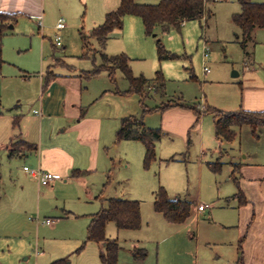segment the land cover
Returning a JSON list of instances; mask_svg holds the SVG:
<instances>
[{
	"label": "rangeland",
	"instance_id": "obj_1",
	"mask_svg": "<svg viewBox=\"0 0 264 264\" xmlns=\"http://www.w3.org/2000/svg\"><path fill=\"white\" fill-rule=\"evenodd\" d=\"M252 1L264 3V0ZM36 5L37 0L33 9ZM79 6L78 0H50L44 5V17L42 12L20 14L6 25L0 37V111L4 113L11 108L30 111L41 93V83L45 85L49 68L59 76L77 79L75 82L81 83L82 105L90 110L112 111L115 116L110 121L117 115H134L142 116L147 126L161 127L162 111L143 112L137 94L118 96L111 92L129 87L120 71H115L113 79L106 71L85 77L83 71H91L100 63L99 45L90 36V21L81 16L85 4L75 17ZM205 9L206 25L203 19L188 20L179 29L161 32L157 28L153 36L146 35L141 19L132 16L124 19L126 35L123 28L120 35L118 30L110 33L102 49L104 53L128 56L135 76L142 74L150 79L156 71L164 76L162 89L148 91L144 100L147 108L173 101L187 105L184 108L192 111L190 107L201 108L206 102L210 107L227 111L235 109L243 93L248 96V87L264 86V29L253 31L245 53L234 36V32L240 35V30L231 21V15L240 11L239 1L211 0ZM60 17L65 27L58 31L55 23ZM56 34L61 42L58 46L54 41ZM82 35L87 36V57L82 56ZM157 39L177 57L159 60ZM205 43L208 46L206 59L203 56ZM53 56L63 63L51 67ZM205 62L209 68L206 73L203 71ZM233 72H237V76H233ZM197 124L201 129L195 124L181 135L161 127L160 140L155 143L156 156L148 168L144 167L143 156L138 151L142 150V143L116 142L118 124H115L110 135H106L109 143L106 152L113 161L107 165V171L105 166H100L77 179L68 173L47 186L40 185L23 170V166L35 167L27 156L8 158L7 153L0 151V173L9 172L10 182L4 183L13 198L12 213L5 224L0 225L3 233L0 264H49L64 257L68 264H102L99 259L102 245L86 241V227L89 214L105 208L108 198L137 199L141 204L139 230L120 231L118 235L113 223L106 225L108 238L119 237L116 264H241L237 257V230L215 224L230 225L228 223L232 224L236 218L227 201L233 188L232 182L227 180L229 161L239 160L241 152L250 150L264 162V132L257 141L249 127L242 126L237 129L232 143L219 144L214 138L211 113L201 112ZM61 129L54 126L50 134L43 133L42 143L48 142L50 136L55 141L63 138ZM32 131L36 136L35 125ZM201 145L206 149L203 155ZM170 156L176 160H163ZM217 158L223 163L221 172H213L206 165ZM159 186L170 199L179 196L195 206H205V210L197 213L194 208L184 222L168 224L153 208L154 193ZM46 219H52L53 223H45ZM132 238L141 240L148 251L143 261L131 257Z\"/></svg>",
	"mask_w": 264,
	"mask_h": 264
},
{
	"label": "crops",
	"instance_id": "obj_2",
	"mask_svg": "<svg viewBox=\"0 0 264 264\" xmlns=\"http://www.w3.org/2000/svg\"><path fill=\"white\" fill-rule=\"evenodd\" d=\"M47 1L50 2V0H37L36 8L33 9L36 0H0V11L10 14H16V16L26 13H34L38 15L42 12V16L44 17L45 13L43 11V8ZM26 2H28L29 4H27ZM78 2L81 6H79V10L76 12L75 17L77 18V16H79L83 4H85V7H83L84 11L82 10L81 16L82 18L84 16L85 20L90 21L89 29L91 31L93 28L103 22L104 16L107 12L115 10L119 4V0H84L83 2L78 0ZM137 2L153 4L149 2H154V0H137ZM89 3H91L90 8L88 7ZM132 16L134 15H126L123 18L124 27L122 26V28L123 34L125 35V26L127 21L124 19H130L127 17ZM203 20L204 25H206V19L203 18ZM122 28L118 30L119 35L122 32ZM234 36L238 41L237 33L234 32ZM62 63L63 61H61L60 59L58 60L54 58L50 66L54 67ZM86 72L87 71H83V73H85V77L90 78L86 75ZM156 72H154L152 78L155 77ZM76 80L77 79H70L68 78V76H59L58 74H55L53 70H49L48 68V72L45 77V85L43 86L41 83V93L37 98L36 102H34V104L30 107V111H19V109L17 108L8 109L6 111L8 113H3L0 111V151L7 153L8 158H12L14 156H17L19 158L27 156V160L30 161L33 166H35L34 168H39L44 171L55 174L57 177L54 180L50 181L49 184L57 179H61L63 176H67L68 173H70V177L77 179L79 175L88 173L92 170H96L100 166H105L104 170L107 171V165L110 162L113 163V161L110 158L108 152H106L107 145L109 144L106 135H110V131H112V128H114L115 124H118L119 127L121 118L126 116L117 115V117H115L113 121H110L112 119V116H115L112 111L106 109L96 110L95 108L93 110H90L87 108V106H83L81 102L82 99L80 91L81 83H76ZM41 81L43 82V78ZM247 89L250 90L248 96L245 97L243 93V98L241 97L240 102L238 101V103H235L237 104L235 109H230L227 111L221 109L218 110H221L223 112L263 111L264 86L262 88L253 86L248 87ZM111 92L114 95L127 96L119 94L117 93V91L111 90ZM163 104H170V106L164 110H161L162 114L160 117V126L162 128H166L173 134L180 135L184 134L189 126L195 127V124L198 129H201V127H199L200 124H197L199 116L201 112L207 113L205 109L210 107L206 104V102L203 103L201 108H198L199 106H193V108L198 110L197 114L192 107L191 109L194 113L190 109L188 110L187 108L178 105V102L174 103L173 101H170L168 103H160L157 106ZM17 106L18 105H16V107ZM213 108L216 107L213 106ZM14 120H16L17 124H13ZM212 120L214 130L213 117ZM34 125L36 127V136H34V131H32V127H34ZM54 126H56L57 128L61 127L62 129L60 132L62 133V135L65 136H63V138L59 139L58 141L51 140L50 136L48 137V142L46 141L45 143H42L43 133L50 134V131L52 132V128ZM161 127H159L160 130ZM150 128L156 127L151 126ZM249 129L252 135L253 133L251 131V128L249 127ZM263 132L264 126H260L256 130V135L253 134L252 136L255 140L258 141L261 136L260 134H262ZM236 137L237 129L234 139H232V141H229L228 143H232ZM214 138L216 139V141H218L219 144L223 142L222 140L217 139L215 137V134ZM17 140H21L22 142H26L28 144L33 145V150L25 151L23 153L10 156L8 151L9 143L11 141L13 142ZM187 144H190L189 139L187 141ZM201 146V155H203L205 154L204 150L206 149L203 148V145ZM138 151L140 156L144 157V146L142 150L139 148ZM219 154H221L220 151ZM168 159L163 160L166 161ZM214 162L221 163L220 170L217 171L221 172L223 163L219 160V158H217ZM210 163L213 162H206L208 168ZM228 164L231 166V168L230 172L228 173L227 180L232 182L233 188L229 191L231 192V194L227 196V201L229 202L228 205H231V208L233 209L236 218L232 224L228 223L230 225H227L226 223L223 224L220 222H217L215 225L222 227H234L237 230L236 236L239 239L237 257L238 259H240L241 264H264V162L260 161L256 157L255 152H251L249 150L247 152H241L239 160L233 158L229 161ZM74 173L78 175L74 176ZM8 176H10L9 172H7V175L0 173V225L5 224V219L9 218L10 214L12 213V210L10 211V209H12L13 207V198H10L8 190H6L5 187V183L9 184L10 182ZM108 177L109 174H107V178ZM176 198L181 197L177 196ZM108 199H106V203ZM185 200L189 201L188 199ZM137 201L139 202V207H141L140 200ZM190 203L191 206L187 218L190 217L191 211L194 208L196 209L197 213L203 212L205 210V206H203L204 208L202 211H199L197 207L200 204L195 206L192 204V202ZM101 209H103V207L99 210ZM94 213L89 214V222ZM158 214L161 215V213ZM63 215L66 217L68 216V213L64 214L63 212ZM167 223L176 224L169 222ZM139 229L130 230L116 228V234L119 235L120 231H137ZM2 234L3 233H1L0 231V239L1 237H3ZM109 239H116L118 242L119 237L116 236L115 238ZM143 244L144 243H142L141 240H139L138 238L131 239L129 250L132 258L134 248L146 249ZM98 245L100 246L101 244ZM99 249L101 250V246ZM146 252L148 255L147 249ZM135 261L139 262L143 260Z\"/></svg>",
	"mask_w": 264,
	"mask_h": 264
},
{
	"label": "trees",
	"instance_id": "obj_3",
	"mask_svg": "<svg viewBox=\"0 0 264 264\" xmlns=\"http://www.w3.org/2000/svg\"><path fill=\"white\" fill-rule=\"evenodd\" d=\"M211 0H160L156 4L139 3L137 0H119L118 7L115 10L105 14L101 24L92 29L90 36L94 37L99 45L97 50L100 63L91 71H87L88 77L95 76L102 71L108 72L111 79L114 78L116 70L120 71L126 79L129 87L125 91L117 90V93L123 95L137 94L143 107V112L152 109L164 110L170 104H163L155 108H147L144 104L145 97L149 90L162 89L165 80L160 71H157L154 78L148 79L143 75L135 76L129 65V57L125 54L108 55L102 51L113 30H120L123 26V18L126 15H134L141 19L146 35H153L158 28L161 32H167L171 28L179 29L180 24L188 20H201L205 16L206 5ZM240 11L231 16L232 23L239 28L240 35H237L241 48L245 51L248 42L251 40V34L255 29H264V3L253 2L252 0H238ZM16 14H10L0 11V37L7 24L15 20ZM87 36L82 35L83 57H87ZM156 50L159 60L173 59L175 54L167 51L160 39L156 40ZM246 52V51H245ZM2 62L0 56V64ZM178 105L185 107L182 103ZM191 108V107H190ZM193 108V107H192ZM198 114V110L193 108ZM211 113L214 119L215 137L222 141H232L236 135V129L242 126H249L254 135L260 126H264V110L260 112H223L213 107L205 109ZM17 120V119H16ZM16 120L13 124H17ZM161 137L159 128L147 127L143 118L134 115L122 117L119 127L115 133V141L133 140L140 141L144 146L143 165L148 168L155 159V143ZM33 150V145L21 140L11 141L8 146L9 155L23 153ZM175 160L171 156L166 161ZM220 162L209 164L213 172L220 170ZM74 176L78 175L76 173ZM191 203L185 199H170L163 187H159L154 193L153 208L161 213L163 218L169 223H181L189 215ZM113 223L117 229L136 230L141 227L139 202L133 199L110 198L107 200L105 208L94 213L86 228V241L102 245L99 252V259L102 264H116L118 259L119 243L116 239L106 237V225ZM147 255L146 249L134 248L133 258L135 260H144ZM239 262L240 259H239ZM49 264H68L67 257L55 260Z\"/></svg>",
	"mask_w": 264,
	"mask_h": 264
},
{
	"label": "built area",
	"instance_id": "obj_4",
	"mask_svg": "<svg viewBox=\"0 0 264 264\" xmlns=\"http://www.w3.org/2000/svg\"><path fill=\"white\" fill-rule=\"evenodd\" d=\"M64 27H65L64 19L62 17L58 18L56 23H55V29L60 30ZM54 41H55V44L57 46L61 44L60 37L58 34L55 35ZM203 56H204V59H206L208 57V46L206 43L203 44ZM203 71L205 73L209 72V68L206 65V62L204 63ZM23 169L25 171L29 172L30 176L32 178H34L41 185H48L50 181L54 180L57 177L55 174H53L51 172L44 171V170L39 169V168L30 169L27 166H23ZM197 208L199 211H202L204 207L202 205H199ZM45 223L52 224L53 220L52 219H46Z\"/></svg>",
	"mask_w": 264,
	"mask_h": 264
},
{
	"label": "water",
	"instance_id": "obj_5",
	"mask_svg": "<svg viewBox=\"0 0 264 264\" xmlns=\"http://www.w3.org/2000/svg\"><path fill=\"white\" fill-rule=\"evenodd\" d=\"M233 76H237V72H233Z\"/></svg>",
	"mask_w": 264,
	"mask_h": 264
}]
</instances>
